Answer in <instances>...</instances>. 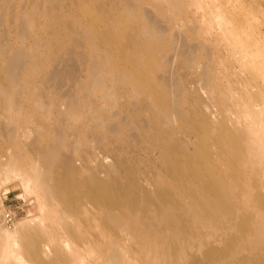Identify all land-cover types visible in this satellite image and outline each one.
Wrapping results in <instances>:
<instances>
[{"label":"bare ground","instance_id":"obj_1","mask_svg":"<svg viewBox=\"0 0 264 264\" xmlns=\"http://www.w3.org/2000/svg\"><path fill=\"white\" fill-rule=\"evenodd\" d=\"M18 1L0 0V25ZM97 1L47 0L36 13L45 32L31 35L29 51L0 36V185L19 179L38 209L14 229L0 221V261L29 264L22 247H47L43 255L61 264H264V224L253 238L238 233L243 223L227 226L242 177H264V28L246 29L222 2L145 0L154 16L140 8L135 16L146 23L101 29L99 8L136 12L138 4ZM30 16L18 20L20 39ZM72 33L95 41L89 79L73 78L48 102L34 96L32 68L48 65L63 43L77 45ZM50 73L62 87L63 70ZM37 105L55 107L41 113L45 123ZM34 127L53 135L28 141ZM243 163L251 164L244 176ZM49 211L59 212L50 219L60 232L46 224Z\"/></svg>","mask_w":264,"mask_h":264},{"label":"rangeland","instance_id":"obj_2","mask_svg":"<svg viewBox=\"0 0 264 264\" xmlns=\"http://www.w3.org/2000/svg\"><path fill=\"white\" fill-rule=\"evenodd\" d=\"M91 1L93 2L92 4H94L95 0H91ZM104 1H106V0H98L97 3L102 4ZM131 1H133V0H131ZM203 1L216 2V3L222 2L223 3L222 9L227 11V15H231V14L237 15L238 14L241 17H245L244 22L246 25L244 27L246 29H250L254 25H258V24H260L261 27L264 28V0H203ZM48 2H47V0H44V1L38 0L37 5H35V6H33L31 2L28 4L27 0H19L18 2L14 3L15 8L13 7V12H11V11L6 12V14L4 15V18H3V22L0 25V36H1V38L7 39L6 41L13 44V46L15 48H17L19 46L20 48L22 47V48H24V50L26 49L27 51H29L30 46L33 44V38L31 37V35L37 31L38 32L40 31L41 33L45 32L44 31V24L45 23L43 24L44 19H42V14L36 15V13L38 12V10H37L38 8H40L42 12L46 11L48 9V5H49ZM3 4L1 5V8H0L1 12L5 8V6ZM135 4H138L136 7V12H130L128 10L125 11L124 7L122 5H118L116 9H113L114 13L109 12V11L106 12V10L102 13L103 10L102 9L100 10V8H99L98 13H99L100 19L98 22V28H101V29L108 28V25L110 23H112V22L116 23L117 21H122V20L127 21L130 27L136 28L138 25H140L142 23H146V22L141 21V18H138L135 16L136 13L138 12L139 8L141 10L143 9L146 13L149 14V16H154V13H155L154 8L151 5H149V3H147L145 0H140V1L137 0L135 2ZM69 5L70 4H68V6ZM21 7H23V8L21 9ZM62 8H64V7L61 5V9ZM61 9H59V10L58 9H52L49 12V15L50 14H60L61 11L63 10V9L62 10ZM209 9H210V6H205L206 11H208ZM25 12H27V13L32 12V16H30L32 18L28 19V21L26 22L25 30L27 31L26 33H27L28 37L25 39H22V38L20 39V37H19L20 26L18 24V20H20V17L22 15H24ZM31 19H34L35 21H31ZM60 20L62 21L63 17H61ZM65 20L66 21H68V20L73 21L72 17H67ZM9 21H10V23H9ZM66 21H64V22H66ZM31 22L34 23V26L33 25L31 26ZM160 26L163 27L164 22H161ZM108 31H109V29H108ZM152 31L153 30H149L148 33L151 34ZM70 36H71V38H73V40L77 39L76 40L77 45L72 46L70 41L63 43L62 47L57 48L55 50V52H54L55 55L51 56V59L49 60L50 62L47 63L48 65H44V63L41 64L43 67L41 66L40 71L38 70L37 67H36V69H33L32 66L29 65L30 68H32L31 73L37 76L34 83H33V86H32V92H33L34 96L39 95V94L43 95L42 97H44V98H42V99L44 101H47V102L49 101V97H47V94L50 93L51 91L57 92V94H54V96L61 95L62 92L63 93L69 92L72 88V83H70V82H72L73 78L79 79L81 81H84V80L87 81L90 77L89 73L91 70L92 59L89 57L91 55L96 54L95 41H94V39L93 40L91 39V41L87 40L84 42V40H82L81 36H78V34H76V33H72ZM100 36H103V34H101ZM21 40H23V41H21ZM81 44H82V46H80ZM138 47H140L139 42L137 43L136 48H138ZM69 48L70 49L74 48L75 52L73 54H69L68 53ZM104 55L105 54H103L102 56H104ZM52 58H54L55 60H53ZM64 60L68 61L69 62L68 64L72 63L73 67H71V69H69L70 67H66L65 65H62ZM74 61H76V62H74ZM74 63H76V64L74 65ZM54 64L57 65L58 68H61L63 70L65 82H64V85L62 87H59V82H57L58 78L52 76V74L50 73L54 69V66H55ZM70 74H72V76ZM69 76H71V77H69ZM201 83H202V81H199V84H201ZM192 85H194V84H192ZM66 88H68V89H66ZM69 88H70V90H69ZM54 108H55L54 106L51 108H48L47 105H46V107L37 105L35 107V111H37L36 113H39L40 116L35 114L36 115L35 117L38 119V121L40 123H43V122L45 123L46 118L41 116V113L45 112L46 115H49L51 117V115H53L51 112L54 111ZM59 108L64 109V105H62V106L60 105ZM49 109L51 110V112ZM33 130H34V132L28 138V141H31L32 139L34 140V138L38 137V138H40V142H44L45 140H47L49 137H52V135H53L52 131L46 132V134H45L44 132H42V130H38L36 127H34ZM23 149H25L23 152H26L27 154L32 153L31 148L29 150H27L28 148H23ZM254 156H256V153L254 154ZM249 167H251L250 163L249 164L243 163V165L241 167L242 169L239 168L241 170L240 172H242V176H244V173H246L248 171ZM256 169H258V166L256 167ZM253 170H254V168H253ZM228 173H231V172L228 171ZM246 181H247V183H246ZM246 181H243V177H242V180H241V182L237 188V190L238 189H240V191L242 190L241 191L242 196H240V201H237L233 205L232 220L230 221L229 225L227 224V226L230 227V224H231V227H232V226H234L235 223H237V224L243 223V231L238 232V233L241 236L245 235L246 238H248L250 236L253 238L255 236L254 233H256L255 227H256L257 223L259 224V221H260L261 223L264 224V202L258 203L256 201H253V198L256 195L257 196L258 195L264 196V188H263L264 186L262 187L259 184L258 188L253 187L252 188L253 190H251L250 188H251V184L255 183V182H257V184L262 182L261 184H263L264 183V177H261L258 180L257 179L254 180L253 178H250ZM245 189H246V191L243 192ZM257 190H259V191H257ZM248 192H250L251 194H249ZM259 193H261V194H259ZM250 199H251V201H249ZM56 207H59V206H56ZM5 210H10V211L14 212V214L16 215V223L24 221L28 218H32L35 216V214L38 213L36 197L32 194L26 195L22 185L19 182V179H17V178L16 179L11 178V179L7 180L5 183H3L2 185H0V221L2 223H3V220H2L3 219V212ZM235 210L237 211V213ZM57 211H55V212L49 211V213L47 214L48 219L46 220V224L50 225V227L54 228L55 230L58 229V231H59L60 230L59 225H58V223L55 222L58 219V217L56 219H50V218L56 217V214H59V212L57 213ZM59 221H61V220H59ZM6 227H8V226H6ZM14 228L15 227L12 226L11 229H14ZM223 229H225V228H223ZM223 229H221V230H223ZM226 229H227V232L234 231V228H231V229L226 228ZM221 230H218V232H221ZM199 231L200 230H196L194 232H199ZM45 235H47V234H45ZM49 235L50 234H48L47 236H49ZM54 243L55 242H53V244ZM46 249H47V247H45V249H43V250H40V248H39V250H36L35 253H30L29 248L22 247V252H21L22 254L21 255H22V257H24V259H26V262L29 261L31 264H61V261L59 259H57L56 257H54V254H52V253H50L47 256H44L43 253H44V250L46 251ZM6 259L5 260L2 259L3 261H0V264H7L8 262L11 263L14 261L13 259H11V260H8L9 258L7 260ZM16 259L17 258H15V260ZM17 262H19V260ZM13 264H15V262H13ZM20 264H21V262H20Z\"/></svg>","mask_w":264,"mask_h":264},{"label":"built area","instance_id":"obj_3","mask_svg":"<svg viewBox=\"0 0 264 264\" xmlns=\"http://www.w3.org/2000/svg\"><path fill=\"white\" fill-rule=\"evenodd\" d=\"M3 220L7 226H12L16 222V215L10 210H5Z\"/></svg>","mask_w":264,"mask_h":264}]
</instances>
